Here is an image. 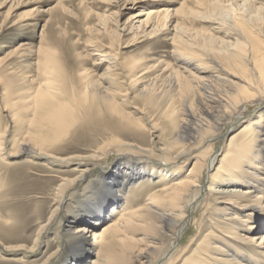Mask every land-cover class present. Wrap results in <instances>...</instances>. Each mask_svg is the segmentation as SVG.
<instances>
[{
    "label": "bare ground",
    "instance_id": "bare-ground-1",
    "mask_svg": "<svg viewBox=\"0 0 264 264\" xmlns=\"http://www.w3.org/2000/svg\"><path fill=\"white\" fill-rule=\"evenodd\" d=\"M149 5L124 25L114 20L118 11L86 26L98 36L87 43L92 68L76 70L74 63L69 70L44 37L37 50L22 42L6 53V64L0 58L4 112L12 133L19 128L14 153L35 158L31 167L38 159L44 167L77 163V176L60 177L35 237L19 240L29 243L26 254L39 252L45 239L56 243L41 264H177L195 240L179 244L185 227L202 209L193 222L199 252L183 264H264V0H183L176 10ZM124 33L138 43L169 41L174 63L149 55L125 64ZM27 50L28 71L20 74L11 61ZM130 97L142 102L134 111L140 117L127 111ZM237 125L240 132L217 148ZM146 129L151 149L142 146ZM80 147L91 153L66 160L54 153ZM112 152V169L95 173ZM187 163L193 165L186 172ZM147 187L146 205L135 206L132 192Z\"/></svg>",
    "mask_w": 264,
    "mask_h": 264
},
{
    "label": "rangeland",
    "instance_id": "rangeland-1",
    "mask_svg": "<svg viewBox=\"0 0 264 264\" xmlns=\"http://www.w3.org/2000/svg\"><path fill=\"white\" fill-rule=\"evenodd\" d=\"M182 1L183 0H145L139 1L138 4L134 5H130V3L125 5L127 0H1L0 58H5L8 51L18 48L22 42H29L30 46L26 47H33L34 50H37L41 43L40 38L44 37L45 40L48 41L46 43L55 48L56 53H58L57 56L61 57L62 63L65 67H68L69 70L74 63L77 68L76 70L83 67L92 68L93 59L91 58L92 56L88 55L87 43L89 40H94L98 36L95 33L89 34L86 30V26L88 24L99 26L98 17H100V15L107 16L111 13L120 11L121 13L116 15L114 20L124 25L132 15L136 16L139 13L147 11L148 8L151 7L149 5L150 3H154L159 9L168 7L170 10H176L179 8ZM58 2L61 3L60 7H56ZM62 7H64L65 10L62 9ZM51 10L52 12H50ZM87 12L91 13L90 17H87ZM8 13L9 16L7 15ZM6 16L9 17L10 21L4 24L3 22ZM137 20L138 19H134L133 23L138 26L139 24L136 23ZM116 24L117 23L114 22L111 23L112 27L116 26ZM129 34L130 33H124L121 38L124 46L128 48H122V51L119 50V54L121 52L120 57L123 58L125 64L129 65L130 62L132 63L134 60L149 57V55H156L157 58L163 57V60L169 61L172 64L174 63L172 55L168 53L170 51L169 41L164 43V45H154L160 40H149V42L141 43L144 41V39H141L140 43H138L139 40H136V42L132 39V35ZM139 37L140 36L137 38ZM130 41L132 43H130ZM29 53L30 50H27L23 53L24 56H22V59L11 61L19 65V67H22L20 68V74H27L29 62V57L27 56ZM79 54L84 57L78 58ZM1 64H6V58L3 59ZM4 86L7 87V82L4 83ZM5 107L9 108L7 100L5 98L3 99L0 93V137L4 139V141H2L4 151L0 154V264H41L49 254L56 251V243L51 240L48 246L45 239L42 241L39 252L26 254L29 243H25L19 239L32 240L35 237L38 227L44 222H39L40 217L43 215V220H46V217H48L51 209L50 207L54 202L53 199L59 185L60 177L73 178L77 176V171H75V165L77 163L72 162L49 165L46 162L45 164L48 165L44 167L42 165L44 164L42 162L43 159H36L38 167H31L32 160L35 158L28 154L16 155V153H14L12 141L19 128L16 129V132L12 133V123L9 120V112H4ZM142 107V102L137 98L133 99L130 97L127 111L131 112L132 116L140 117L134 111L136 108L142 110ZM253 107L254 106H250L246 109L245 115L252 112L255 109V107ZM253 115L254 118H257L259 114L257 112ZM241 127L242 125H237L231 135L225 138V142H217L216 147L218 148L219 145H224L225 147L231 136L240 132L239 130ZM145 135L146 143L142 146L151 149V147L154 146L152 134L146 129ZM156 143H158L157 145L159 148H163L165 144L164 135H162L160 139H157ZM60 149L61 152L54 153L58 157L64 158V160L79 158V156H87L91 153L89 149L86 150L84 147L77 148L76 151L72 152H64L66 150L65 148ZM117 159V154L112 152L103 161L97 164L98 168L95 170V173H101L104 168L108 170L112 169V164L116 162ZM191 163L186 164L184 168L186 172L191 169L193 165ZM25 167L28 169H25ZM158 180V178H154L153 182L157 183ZM230 187L231 186H229V188ZM149 191H151L149 187L142 189L141 192L144 194L142 193L141 195L133 191L131 195H133L134 198L136 197V199L139 198L138 202L134 205L145 206L146 199L148 198L147 195L150 193ZM202 212L201 209L194 214L192 222L185 227L186 230L183 232L185 236L179 242L182 246H188L190 240L195 238L186 249V255L183 257L184 261H186L188 257H195L192 256L193 251L199 248L197 242H199L198 238L200 236L196 233L197 227L193 226V222L196 218L200 219ZM210 214L211 211L206 217H210ZM207 218L206 222L209 219ZM53 229L50 231L52 235L55 234ZM217 233L218 232H216V234ZM145 234L147 233H142V235ZM216 255L221 254L218 253ZM115 260L118 261V257H115ZM184 261H180L177 264H183Z\"/></svg>",
    "mask_w": 264,
    "mask_h": 264
}]
</instances>
